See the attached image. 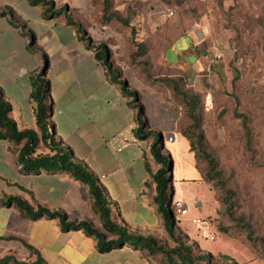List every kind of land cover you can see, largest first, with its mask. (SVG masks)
Here are the masks:
<instances>
[{"label":"rangeland","instance_id":"1","mask_svg":"<svg viewBox=\"0 0 264 264\" xmlns=\"http://www.w3.org/2000/svg\"><path fill=\"white\" fill-rule=\"evenodd\" d=\"M23 3L0 0V11L20 17L25 13ZM65 5L93 43L106 47L122 78L139 94L149 129L164 136L166 155L171 153L165 137L188 127L189 120L169 87L156 79L184 76L185 89L200 96L199 132L221 176L209 183L200 178L184 184L188 215L175 216L177 228L218 264H264V0H114V10L131 18L135 35L117 21H104L101 0H59L56 6ZM27 7L32 18L41 9ZM196 32L202 34L199 44L207 53L199 56L209 68L188 75L164 60V50L176 63L191 45L190 38L176 36L196 38ZM133 40L146 43L143 57L137 56ZM144 69L152 81L146 80ZM146 143V159L155 172L160 166L150 154L152 139ZM175 160L176 175L177 170L187 175L185 158ZM197 166L207 169L200 161ZM182 192L174 186L172 202L181 199ZM194 218L203 223L193 224Z\"/></svg>","mask_w":264,"mask_h":264},{"label":"crops","instance_id":"2","mask_svg":"<svg viewBox=\"0 0 264 264\" xmlns=\"http://www.w3.org/2000/svg\"><path fill=\"white\" fill-rule=\"evenodd\" d=\"M23 2L25 13L20 17L35 33L37 49L50 57V126L56 138L100 183L121 227L143 235L160 233L154 186L147 185V143L135 134V111L128 106V99L109 82L95 53L63 16L47 20L38 9L32 18L28 1ZM55 2L57 5L59 0ZM181 36L190 38V47L182 50L176 63L168 60L166 51L164 60L186 70L188 75L208 69V62L199 56L198 35L194 38L184 34L176 39ZM28 43L8 16L0 17V87L12 104V118L20 128L35 125L30 76L42 67L40 57L28 50ZM201 53V57L207 54ZM172 133L175 140L166 142L167 150L174 163L181 155L187 161V175L183 170H177L176 175V165L173 174L174 186L183 191L181 200L187 205L184 184L199 180L201 175L188 140L178 132ZM7 196L20 197L33 206L37 202L52 212L65 213L68 221L88 222L102 230L91 208L88 186L61 171L21 174L9 143L0 140V201ZM29 246L39 251L48 264H163L134 244L100 252L97 241L82 229L63 231L58 219L46 215L30 219L16 205L0 208V258L13 255L22 261H35L36 254Z\"/></svg>","mask_w":264,"mask_h":264},{"label":"trees","instance_id":"3","mask_svg":"<svg viewBox=\"0 0 264 264\" xmlns=\"http://www.w3.org/2000/svg\"><path fill=\"white\" fill-rule=\"evenodd\" d=\"M30 6L39 7L42 10L44 19L64 17L67 25L72 26L78 37L86 46L95 53L97 60L103 66L106 77L111 84L118 87L123 96L128 99V106L135 111L136 131L135 134L140 140L152 139L150 154L153 161L159 165V169L152 171L150 162L144 158L150 180L147 185L154 186L153 203L161 220L162 233L143 235L137 230L121 227L118 223L115 212L111 209L108 199L100 183L95 179L88 168L76 160L70 148L63 147L60 140L56 138L53 128L50 126L52 116V95L51 85L47 77L48 57L39 52L36 46V35L30 30L26 23L12 11H0V17L8 16L12 25L20 29L21 34L29 41L28 50L37 54L41 61V69L32 74V92L30 100L34 103V127L20 128L17 121L11 117L12 104L6 99L4 90L0 87V140L9 143L10 152L16 155V165L21 174L40 173L41 171H61L70 174L89 188V198L93 213L99 219L102 230L95 229L88 222L68 221L65 213L61 211H50L46 207L35 202V206L28 201L16 197L7 196L0 201V208L16 205L30 219H38L48 216L58 219L63 231L82 229L84 233L95 239L100 252H108L114 247H121L125 244H134L147 256L156 257L162 260L163 264H218L213 258L201 250V247L191 241L186 235L179 232L176 223V215L173 212L172 200L170 198L174 188L173 175L174 162L172 156L165 153L162 134L149 129V121L143 105L140 103L139 94L129 87L122 73L110 59V54L102 44L95 45L91 38L82 29L81 24L76 22L67 6L57 7L55 0H27ZM103 18L106 23L117 21L125 27H129L132 34L136 29L131 25L130 17H123L114 10V0H101ZM131 11V9H130ZM137 47V56L143 57L146 54V43L134 41ZM167 49V48H166ZM164 50V53L166 51ZM202 54V50L199 51ZM206 52V51H203ZM145 65V62H142ZM173 66V65H172ZM147 81H152L148 69H144ZM161 82L169 87L174 99L182 104L186 117L189 120L188 127L179 132L189 142L190 151L194 154L196 169L205 182L219 179L221 173L217 170V162L207 151L204 144L203 134L200 130L199 103L200 96L192 90H186V78L159 77ZM243 127L250 140V128L243 118ZM198 161L207 165L206 170L197 166ZM231 210L230 202L225 203ZM36 254L35 261H22L13 255L0 258V264H48L39 251L30 247Z\"/></svg>","mask_w":264,"mask_h":264},{"label":"built area","instance_id":"4","mask_svg":"<svg viewBox=\"0 0 264 264\" xmlns=\"http://www.w3.org/2000/svg\"><path fill=\"white\" fill-rule=\"evenodd\" d=\"M170 14L172 15L173 13H170ZM172 207H173V212L176 215L177 219H181L184 216L188 215V208H187L186 203L183 200H181V199L174 200L173 199ZM191 222L193 224H201V223H203V220L198 219V218H194V219H192ZM211 240H215V238L211 237Z\"/></svg>","mask_w":264,"mask_h":264},{"label":"water","instance_id":"5","mask_svg":"<svg viewBox=\"0 0 264 264\" xmlns=\"http://www.w3.org/2000/svg\"><path fill=\"white\" fill-rule=\"evenodd\" d=\"M197 35H198V38H199V39H202V34H201L200 32H198ZM165 138H166L168 141H174V140H175V135H174V133H170V134H168ZM162 140H163V145L165 146V144H164V141H165L164 136H162ZM171 178H173V175H171ZM173 195H174V188H173V190H172V194H171V197H170L171 200H172V198H173Z\"/></svg>","mask_w":264,"mask_h":264}]
</instances>
